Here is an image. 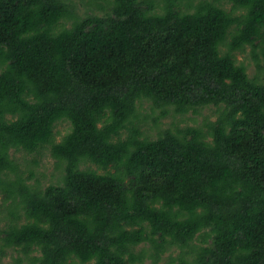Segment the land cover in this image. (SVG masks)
Listing matches in <instances>:
<instances>
[{
  "label": "trees",
  "instance_id": "trees-1",
  "mask_svg": "<svg viewBox=\"0 0 264 264\" xmlns=\"http://www.w3.org/2000/svg\"><path fill=\"white\" fill-rule=\"evenodd\" d=\"M82 1L0 0V259L264 264V0ZM44 147L61 185L11 155Z\"/></svg>",
  "mask_w": 264,
  "mask_h": 264
},
{
  "label": "rangeland",
  "instance_id": "rangeland-1",
  "mask_svg": "<svg viewBox=\"0 0 264 264\" xmlns=\"http://www.w3.org/2000/svg\"><path fill=\"white\" fill-rule=\"evenodd\" d=\"M77 8V10L82 14L91 13V9L84 4L82 0H70ZM232 4L227 5V8L230 9ZM98 14V10H95ZM238 59L243 61L248 66V73L250 76H254L256 73V68L253 62L250 59V48H247L245 55H238ZM264 80V78H263ZM148 103H144L140 108V113L142 116L150 113ZM218 109L215 107H210L203 109L198 114L190 113L186 116L173 115L169 116L161 121L159 125L160 128L166 129L174 125L177 126H200L204 120L215 121L217 117ZM69 123L60 122L56 125V141H60L62 137L69 130ZM158 127V128H159ZM154 127V124L151 120L147 121L142 125V130L146 136L154 139L157 137L159 129ZM12 157L15 159L16 163L23 171L26 177L30 176V172L34 173V178L30 180L31 183H34L38 180L42 188H46L50 185H61L62 180L61 176L63 175L62 169H58L56 165V160L50 155L49 149L44 147L43 149L37 151L36 153L29 154L24 151H11ZM34 160L36 162L34 163ZM95 168V166H94ZM2 209V197L0 196V210ZM0 226H3V223H0ZM145 248L146 250L150 249L149 244H144L136 248V251ZM178 251H169L164 254L158 264H168L172 256H176ZM19 254L17 251L8 250L5 257L0 259V264H15L14 259L17 258ZM151 259H147L143 264H151Z\"/></svg>",
  "mask_w": 264,
  "mask_h": 264
}]
</instances>
